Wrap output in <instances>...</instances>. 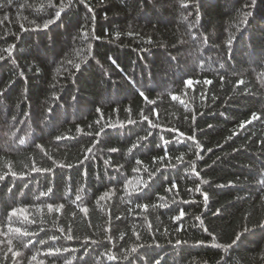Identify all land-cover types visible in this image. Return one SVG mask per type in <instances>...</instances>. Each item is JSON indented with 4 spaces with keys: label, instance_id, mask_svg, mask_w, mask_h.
Masks as SVG:
<instances>
[{
    "label": "trees",
    "instance_id": "1",
    "mask_svg": "<svg viewBox=\"0 0 264 264\" xmlns=\"http://www.w3.org/2000/svg\"><path fill=\"white\" fill-rule=\"evenodd\" d=\"M0 21V264H264V0H0Z\"/></svg>",
    "mask_w": 264,
    "mask_h": 264
},
{
    "label": "snow or ice",
    "instance_id": "2",
    "mask_svg": "<svg viewBox=\"0 0 264 264\" xmlns=\"http://www.w3.org/2000/svg\"><path fill=\"white\" fill-rule=\"evenodd\" d=\"M182 6H183V7H187L186 4H185V5H182ZM62 7H63V5L61 6V10H60V11H56L55 16H54L53 18L47 19V20L43 23V25H42L43 28L47 29L48 26H49L50 24L55 23L56 20H58V19L60 18V16H61V11H62ZM91 10H92V9L89 8V11H91ZM250 15H252L251 12L243 11V12H242V20H241V22H242V23H246V22H247V17L250 16ZM4 19L6 20V19H8V17L5 16ZM0 22H2V21H0ZM38 27H39V26H38ZM21 29H22V30H26V29L24 28L23 25H21ZM82 35H85V36H86L87 33H82ZM228 43H229V45L231 44V39L228 41ZM13 47H14V45H9V47L6 48V49H4V51L8 52L9 56H11V49H12ZM89 47H91V45H89ZM0 59H3V56H0ZM75 66H76L77 69L79 68V64H77V65H75ZM186 83L191 84L192 82H191V81H187ZM205 83L210 84L211 81L206 80ZM238 83H243V81H239ZM140 95H141V96H144V93L141 92ZM145 99L147 100V97H145ZM172 99L175 100L176 97L173 96ZM98 111H99V110H98ZM144 119H148V118H147V117H144ZM252 119H253V120H258V119H261V116H258L256 113H253V114H252ZM128 122H129V123H134V121H132V120H129ZM247 123H251V121H247ZM149 124H150V127H155V125L152 124L151 121H149ZM243 126H244V125H243V123H242V124H241V127H243ZM77 131H80V129L78 128ZM150 134H151V133H149V135H150ZM97 135H99V133H97ZM181 135H183V134L181 133ZM146 138H147V137H141L140 139H146ZM189 139H193V140H194L195 138H194V137H189ZM20 143L23 144L24 141H23V140H20ZM165 143H168V141H165ZM136 146H137V145H133V147H136ZM93 147H94V145H93ZM197 147L199 148V145H198V144H197ZM42 150H43V149H42ZM116 150H117V149H114V148L111 149V151H116ZM87 151H88V152H92V148H89ZM129 151H131V149H129ZM167 156H168V153H167V151H166V152H165V156H164V157H159L158 159L162 161V160H164L165 158H167ZM87 158H88L87 155H85V159H87ZM197 158H199V153H197ZM155 159H157V158H154V160H155ZM177 159H182V157H178ZM54 163H55V162H54ZM106 163H107V161H106ZM136 163H137V165H141V161H140V160H137ZM60 166L63 167L64 165H60ZM69 167H70V165H69ZM9 168H10V166H9ZM49 170H50V169H37V168L33 167V171H49ZM159 170H160L159 168H156V169H155V172H158ZM145 171H147V169H145ZM155 172H149V173H148V175H149V179H148V180H144V181H142V182H137V185H138V186H137L133 191L139 193V192H142L144 188L148 187L149 184H150V181H151L152 177L155 175ZM193 172H194V174H197V175H198V173H195V166H193ZM13 175H15V173H13ZM2 178H3V177H0V179H2ZM129 183H131V182H129ZM261 184H264V178L261 179ZM171 187H172V188H175V187H176V184L173 183V184L171 185ZM125 190H126V192H127V194H128L129 196L132 195V192L128 191V185H127V184L125 185ZM170 190H171V189H168V191H170ZM196 190H197V191H200V189H199L198 186H197V189H196ZM48 191L51 192L52 189H49ZM41 195H42V196H43V195H47V193H41ZM202 195H204V200L207 201V199H208L207 195H206V194H203V193H202ZM106 196H107V194H106L105 196H101L100 199L103 200V199L106 198ZM79 199H80V197L77 196V200H79ZM160 199L163 200L164 197H160ZM137 206L140 207L142 210H145V211H146V210L148 209V207H149V205H147V204H144V205H137ZM152 206H153V207H156V205H152ZM160 206L163 207V206H165V205H160ZM47 208H48L49 213H51V212H53V211L59 213V212L61 211V209L63 208V205H60V206L54 208V206H53L52 204H48V205H47ZM80 211L83 212V213H85V214H87L88 209H87V208H84V207H81V208H80ZM184 214H185V213L183 212V210H181L180 215H179L178 217H174V219H180L181 217L184 216ZM9 215H10V216H15V215H17V210H16V209H13V210L9 213ZM25 219H27V216H25ZM197 219H199V217H197ZM149 227H150V226H149ZM9 230L12 231V232L20 233V234H22V235H30V233H28V232H22L21 228H19V227L10 228ZM107 230H108V229H105V231H107ZM178 230H179V229H178ZM246 230H247V229H246ZM67 231H68L67 239H69V240L73 239V235L71 234V228H69ZM205 231H207V229H205ZM61 233H62V235L64 234L63 230H61ZM134 234H135V233H134ZM136 235H137V239H139V235H138V234H136ZM121 238H123V237H121ZM49 239H50V240H56L57 237H56V236H51V237H49ZM213 239H215V237H213ZM239 240H240V234H237L235 240L232 241V244H235V243H236L237 241H239ZM9 243L11 244V241H9ZM41 243H43V241H41ZM180 243H182V242L179 241V240H177V244H180ZM197 243H203V241H197ZM24 246L27 247L26 244H25ZM231 246H232V245H227V246L219 245V244L215 245V247H224V248H230ZM65 250H66V249H65ZM9 251L12 252L14 258L20 255V253H19L18 251H13L12 248H9ZM59 251H60V249H56V248L49 249V253H50V254H54V253H57V252H59ZM130 251H131L132 253H135V252L137 251V249H136L135 247H133V248L130 249ZM110 259H115V257L110 256ZM125 259L127 260L128 257L125 256ZM36 260H37V257H36L35 255H33V256L31 257V261H36ZM37 264H43V261H37ZM69 264H70V262H69ZM156 264H160V260H156Z\"/></svg>",
    "mask_w": 264,
    "mask_h": 264
}]
</instances>
